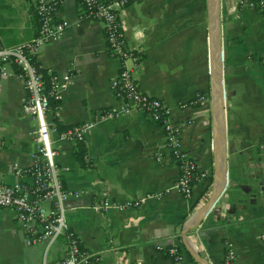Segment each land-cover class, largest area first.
I'll return each mask as SVG.
<instances>
[{
    "label": "crops",
    "instance_id": "1",
    "mask_svg": "<svg viewBox=\"0 0 264 264\" xmlns=\"http://www.w3.org/2000/svg\"><path fill=\"white\" fill-rule=\"evenodd\" d=\"M32 6L33 0H0V43L38 35ZM121 15L138 55L134 77L166 102L200 177L191 198L173 189L178 162L163 150L160 125L139 110L120 111L89 130V164L77 158L76 143L53 134L65 185L85 190L69 200L71 229L102 264H174L158 244L179 246L186 264H223L229 241L231 264H264V14L241 0H137ZM55 20L66 28L58 40L41 43L36 58L70 75L60 109L49 114L65 129L123 105L111 85L121 64L109 51L104 23L81 16L78 0H62ZM25 94L17 76L0 82V181L9 184L21 181L16 165L32 166L38 148L36 122L22 112ZM198 94L205 98L198 101ZM103 193L132 205L98 210ZM26 239L14 209L0 207V264H55L64 254V238L49 250Z\"/></svg>",
    "mask_w": 264,
    "mask_h": 264
},
{
    "label": "built area",
    "instance_id": "2",
    "mask_svg": "<svg viewBox=\"0 0 264 264\" xmlns=\"http://www.w3.org/2000/svg\"><path fill=\"white\" fill-rule=\"evenodd\" d=\"M37 1L41 13L38 35L31 41L16 45L6 46L0 43V82L4 78L14 76L23 80L26 94L22 112L36 122L33 137L38 146L32 166L21 168L16 165L15 167V174L21 178V181L13 184L0 181V207L14 209L18 222L26 231L28 245L45 242L49 250L56 240L65 238L64 254L55 264H102L94 253L81 244L69 225V200L82 196L85 190H73L65 185L62 173L67 168L57 161L58 150L54 145L53 134H57L61 140L85 143L87 133L98 122L118 116L120 111L139 110L162 128L165 137L163 150L173 156L180 168L173 189L184 198H191L194 194L195 184L200 177L198 161L183 148L182 128L172 116L166 102L143 91L134 77L133 69L138 63V55L125 38L121 10L137 0H111L106 4L97 0H84L88 5L93 6L86 17L104 23L109 51L120 61L119 74L112 79L111 85L115 96L123 101V105L120 108L111 107L101 111L92 121L74 124L65 129L58 128L49 117L54 110L51 100L59 102L62 100L63 88L70 82V75H60L48 70L46 76L41 66L34 63L31 55H37V50L44 41L58 40L67 23L54 22L59 0ZM241 1L264 14V0ZM197 96L198 101L205 98L204 95ZM59 106L58 104L55 108L59 110ZM2 143L0 141V145ZM261 145L264 147V143ZM157 159H162L160 153ZM151 195L155 194L146 196ZM131 205L130 201L126 203L111 201L107 194L103 193L98 197L94 207L98 210H107L111 207L124 209ZM226 246L228 252L223 264H231L235 258V247L231 241L226 242ZM156 248L160 251L167 249L161 244ZM168 253L174 264H186L183 254L178 253L175 247H170Z\"/></svg>",
    "mask_w": 264,
    "mask_h": 264
},
{
    "label": "trees",
    "instance_id": "3",
    "mask_svg": "<svg viewBox=\"0 0 264 264\" xmlns=\"http://www.w3.org/2000/svg\"><path fill=\"white\" fill-rule=\"evenodd\" d=\"M111 0H97V2L99 3H108L110 2ZM62 3V0H59V4H57V7L58 9L61 7V3ZM78 4L80 6V9H81V16H86L90 13V9L93 8V6L91 7L90 5H88L86 2H84V0H78ZM31 12H32V22H33V25L35 27V29L39 32L40 30V27H41V22H40V18H41V13H40V10H39V3L37 0H33V6H32V9H31ZM54 22H57L56 20H54ZM31 58L32 60L34 61V63H36L37 65L41 66V70L43 72H45V75L48 76V70L45 69L44 67H42L41 63L38 61V59L36 58V55L32 54L31 55ZM59 104V101L58 100H51V105L53 107V109H56L55 107ZM60 128H64L62 126H60ZM76 145H77V149H76V156L79 160H82L84 161V163H88L86 161V154H87V150H86V146L83 142H76ZM61 238H64V237H61ZM65 239V238H64ZM66 241V240H65ZM177 249L178 253H181L182 254V251L180 250V247L179 246H173ZM167 249L164 250L165 254L169 256V253H168V249L170 248L169 246L166 247ZM192 264H195V263H192Z\"/></svg>",
    "mask_w": 264,
    "mask_h": 264
},
{
    "label": "water",
    "instance_id": "4",
    "mask_svg": "<svg viewBox=\"0 0 264 264\" xmlns=\"http://www.w3.org/2000/svg\"><path fill=\"white\" fill-rule=\"evenodd\" d=\"M214 35H215V28L214 25L212 26V36H213V42L215 43L216 40H214ZM215 47L213 46V54H214Z\"/></svg>",
    "mask_w": 264,
    "mask_h": 264
}]
</instances>
